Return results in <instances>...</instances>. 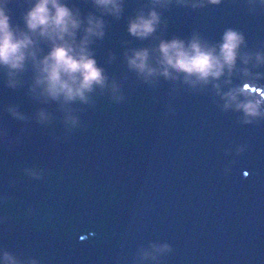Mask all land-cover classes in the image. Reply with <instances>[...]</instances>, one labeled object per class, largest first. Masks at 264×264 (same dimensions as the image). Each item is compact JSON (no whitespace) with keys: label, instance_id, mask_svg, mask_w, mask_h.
<instances>
[{"label":"water","instance_id":"water-1","mask_svg":"<svg viewBox=\"0 0 264 264\" xmlns=\"http://www.w3.org/2000/svg\"><path fill=\"white\" fill-rule=\"evenodd\" d=\"M0 264H264V0H0Z\"/></svg>","mask_w":264,"mask_h":264}]
</instances>
